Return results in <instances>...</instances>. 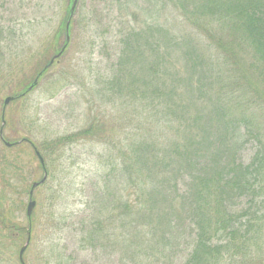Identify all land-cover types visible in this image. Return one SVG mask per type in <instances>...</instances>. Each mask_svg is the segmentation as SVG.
I'll list each match as a JSON object with an SVG mask.
<instances>
[{
    "label": "rangeland",
    "instance_id": "374dc122",
    "mask_svg": "<svg viewBox=\"0 0 264 264\" xmlns=\"http://www.w3.org/2000/svg\"><path fill=\"white\" fill-rule=\"evenodd\" d=\"M166 1L79 0L65 55L32 92L5 107L4 139L34 144L45 161L48 177L34 191L37 204L29 221L30 188L42 180L44 172L29 142L5 148L0 141L5 223L16 230L12 234L0 227V264H20L19 253L28 239L21 228L28 230L30 225L25 264H141L143 257L133 255L146 252V245L138 248L140 230L127 225L124 211L126 201L135 203L136 195L126 190L125 182L109 181L112 172H118L123 140L138 132L142 123L139 96L133 95V87L125 99L116 89L110 94L107 81L121 55L118 40L129 31L146 37L142 62L144 67L155 63V71L160 72L164 70L157 66L159 45L174 47L168 40L176 43L177 38L205 45L207 22L203 26L190 10H178L175 2ZM69 4L70 0H0V130L5 100L13 98L15 92H25L23 88L36 80L44 49L57 40L54 49L58 50L65 42V34L58 38L57 32ZM206 51L214 54V49ZM141 72H137V79ZM218 90L215 87L211 95L216 96ZM237 98V103L247 101L241 93ZM238 111L236 108L235 117ZM251 112L257 116V127L264 129V109L254 111L252 107ZM93 122L101 125L100 136L94 140H76L57 148L48 143L43 149L44 143L75 135ZM244 136L236 156L238 163L247 166L263 152L264 137ZM185 184L182 180V189ZM256 187H264V182ZM231 207L235 213L248 211L247 219L263 218L264 196L252 200L244 195L232 200ZM189 228L187 223L179 228L174 248L167 250L160 262L156 259L150 264H186L192 249ZM133 243L137 246L130 248ZM260 247L264 251L262 244Z\"/></svg>",
    "mask_w": 264,
    "mask_h": 264
},
{
    "label": "trees",
    "instance_id": "16d2710c",
    "mask_svg": "<svg viewBox=\"0 0 264 264\" xmlns=\"http://www.w3.org/2000/svg\"><path fill=\"white\" fill-rule=\"evenodd\" d=\"M73 1L58 38L67 35L68 20L73 30ZM170 2L178 10H190L203 26L207 22L206 46L190 38H177L176 43L168 40L174 47L159 45L157 66L164 70L160 72L155 71V63L144 67L146 37L129 31L118 40L121 55L107 81V92L116 89L123 99L133 87L141 108L138 132L123 140L118 172L109 177V181L125 182L126 190L136 195L135 203L126 201L124 211L127 225L140 230L138 248L146 245V252L133 257L142 256L141 264L160 262L174 248L179 228L187 223L192 249L186 264H264L260 247H264V217L247 219L248 211L235 213L231 207L232 200L241 196L250 195L252 200L264 196V187H256L264 182V145L247 166L238 163L236 156L246 133L264 137V129L257 127V116L251 112L252 107L264 109V0L166 1ZM56 43L39 56L42 62L35 78L41 80L49 73L51 53L62 48L54 49ZM207 49H214V54L208 55ZM215 87L218 96L211 95ZM23 93L12 96L19 99ZM238 93L247 99L245 104L237 103ZM100 127L93 122L75 135L44 143L43 149L48 143L57 148L76 140H94L100 136ZM182 180L186 181L184 189ZM3 191L0 227L14 234L16 230L5 223Z\"/></svg>",
    "mask_w": 264,
    "mask_h": 264
},
{
    "label": "water",
    "instance_id": "95a60500",
    "mask_svg": "<svg viewBox=\"0 0 264 264\" xmlns=\"http://www.w3.org/2000/svg\"><path fill=\"white\" fill-rule=\"evenodd\" d=\"M76 3H77V0H75V2H74V4H73L72 11H74L75 6H76ZM68 28H69V23L67 24V30H68ZM62 52H63V51H62ZM62 52H61L60 54H58V55L56 56V58H59V57L61 56ZM51 63H53V61H52ZM36 83H37V81H35L34 84H36ZM31 89H32V88H30L29 90H31ZM12 100H13V99L10 98V97L7 98V99L5 100V106H7V105L9 104V102H11ZM3 125H5V122H4V121H3ZM1 131H2V130H1ZM6 146L10 147V146H12V145L7 143ZM37 155L40 157L39 154H37ZM40 160H41V163L43 164V160H42L41 157H40ZM46 179H47V175L45 174L43 180L41 181V184H43V183L46 181ZM36 186H37V184H33V189H34ZM33 189H32V191H33ZM32 194H33V192H31V196H32ZM35 206H36L35 201L31 200L30 203H29V205H28V208H27V216H28L29 218L31 217L32 212H33ZM29 244H30V236H29V238H28L26 244L23 246V248H22L21 251H20L19 259H20V263H21V264H25L24 261H23V254H24V252L26 251V249L28 248Z\"/></svg>",
    "mask_w": 264,
    "mask_h": 264
}]
</instances>
